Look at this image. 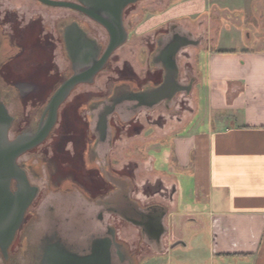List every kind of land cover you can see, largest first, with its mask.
<instances>
[{
	"label": "rangeland",
	"instance_id": "374dc122",
	"mask_svg": "<svg viewBox=\"0 0 264 264\" xmlns=\"http://www.w3.org/2000/svg\"><path fill=\"white\" fill-rule=\"evenodd\" d=\"M6 11H9L10 15H6ZM71 18L85 19L76 10L47 6L36 0H0V41L3 35L16 34L19 47V50H16V47L12 48L14 50L12 54L2 53L0 47V63L7 62L6 81H0V101L4 102L9 115L14 117L8 131L9 139H13L23 130L30 131L35 127L42 108L53 94L54 85L59 78L57 74L49 72L52 68L51 60H56L55 65L58 64L59 70L68 64L60 45L55 54L45 44H39L35 37H29L28 32L21 34V31L30 25L31 28H39L38 25L41 23L43 29L46 27L47 30L55 32L58 26ZM124 18L128 36L126 41L112 53L105 68L91 83L74 89L65 102L66 105L61 109L58 124L47 141L36 150L18 158V163L26 160V164L29 165L40 164L38 176L34 174V169L22 165L30 185L36 188V194L27 208L23 229L26 250L14 251L6 262L0 256V264H33L34 247H41L46 239L56 241L63 248L81 251L88 246L90 234L99 231L98 226H95L97 224L95 213L98 210L85 200H89L86 194L94 196L92 184L100 177L83 170L82 160L74 144L66 143L65 148L59 145L72 140L81 146L79 148L81 151L85 141L93 138L99 141L98 133L88 130L86 117L88 113L93 116L91 126L94 127L102 104L108 102V95L116 84L127 80L132 81L135 88L141 89L151 87L160 79L163 69L159 63L151 61L153 54L157 52L160 39L166 41L178 34L194 41V44L182 47L175 58L178 79L184 85H192L190 92H178L170 100L161 101L150 108L134 109L135 112H144L142 120L147 116L150 121L156 119L161 123L169 119H178L184 114L188 118L194 107L191 99L194 102L200 92L204 93L201 76L207 63L205 49L209 42L213 44L209 47L210 50L224 53L218 50L240 49L242 43H248L247 40L253 43L255 40L264 39V0H139L128 7ZM87 21L90 25V34L102 39L104 36L102 29L90 20ZM211 27L213 36L217 35L215 38L217 41L215 39L210 41ZM41 51L43 53H40ZM14 54L15 56H12ZM122 79L124 81H121ZM83 91L88 92L82 96ZM76 94H80L81 98H76ZM94 101L97 103L94 104ZM85 102L89 103V107L83 111L77 110V107ZM134 103L135 101H123L108 116L107 139L112 140V148L108 153L109 164L114 163L117 154L115 150H118L120 141H129L134 135L138 125L134 122V117H131L133 109L130 107ZM147 109H154V112L150 113ZM120 118H125L126 121ZM147 135L148 132H144V137ZM52 142H55V146H52ZM42 163H45V166ZM46 163L49 168L46 167ZM123 171H125L123 176L128 175L129 170L125 168ZM65 178L76 181L79 179L86 183L83 187L87 185L89 188H83L82 191L77 187L80 186L78 181L71 189H59L58 186L51 185V182L58 185ZM105 188L106 194L111 192V185L106 184ZM105 217L108 226L116 230L115 241L123 244L124 254L131 259L132 251L133 253L136 251L133 244L136 234L131 230H124L126 232L124 239L127 242L122 241L118 238L115 227V223H120V218L114 213L106 214ZM187 250L183 244L174 248L171 253L173 262H178L177 260L182 258L187 259L193 254ZM179 254L183 255L180 259ZM144 257L139 264H165L167 259L166 256L160 258L154 256L155 259H151L147 258V254ZM137 263L136 261L135 264ZM125 264H129L128 261Z\"/></svg>",
	"mask_w": 264,
	"mask_h": 264
},
{
	"label": "crops",
	"instance_id": "0c3cea01",
	"mask_svg": "<svg viewBox=\"0 0 264 264\" xmlns=\"http://www.w3.org/2000/svg\"><path fill=\"white\" fill-rule=\"evenodd\" d=\"M210 31L213 41L217 35ZM247 42L240 49L218 50L224 53L213 52L208 43L204 93L191 99L188 118L143 121L144 112L130 107L138 125L129 141L118 144L112 165L107 123L93 153L111 192L100 204L85 200L98 210L99 231L90 234L88 245L106 235L105 216L114 213L121 220L115 223L118 238L127 242L124 230L136 234L137 264L145 254L166 256L165 264H264V39ZM88 116L90 132L98 133V115L94 127ZM125 168L129 173L123 176ZM112 205L118 211L109 210ZM144 214L161 215L160 240L135 221ZM49 242L55 243L43 244ZM180 244L193 254L173 262L172 250ZM122 248L120 242L118 250L127 258Z\"/></svg>",
	"mask_w": 264,
	"mask_h": 264
},
{
	"label": "water",
	"instance_id": "95a60500",
	"mask_svg": "<svg viewBox=\"0 0 264 264\" xmlns=\"http://www.w3.org/2000/svg\"><path fill=\"white\" fill-rule=\"evenodd\" d=\"M42 4L54 7H66L80 11L104 26L109 34V43L101 57L96 59L98 54L96 46L91 43L92 56L88 59L80 58L78 50L72 48V57L79 62L89 65L88 69L81 73H75L66 79L53 93L46 106L47 117L42 126L31 136L21 135L13 140L8 138L13 117L9 115L6 106L0 101V248L7 249L10 245L14 233L20 224L25 211L31 204L36 188L31 186L25 171L19 168L16 163L17 158L25 151L41 143L49 134L56 118L60 104L66 99L73 86L79 82H92L95 74L102 68L111 53L127 38V33L123 26V10L130 4L139 0H37ZM84 33L82 32V36ZM194 44V41L182 36L179 42L171 43L163 50V55L168 59L165 67L162 82L151 89L132 94L128 100L136 101L138 107L150 108L153 105L170 100L178 92H190L192 85H184L178 79V68L176 65V55L182 47ZM114 107L105 109L99 116L101 131L107 127V117L113 112ZM19 183V191L13 192L10 189L11 180ZM148 231L157 240H160L164 233V227L160 219L155 225H148ZM45 264H110V238H96L92 242L90 255L79 257L69 252L49 248Z\"/></svg>",
	"mask_w": 264,
	"mask_h": 264
},
{
	"label": "flooded vegetation",
	"instance_id": "af4514ba",
	"mask_svg": "<svg viewBox=\"0 0 264 264\" xmlns=\"http://www.w3.org/2000/svg\"><path fill=\"white\" fill-rule=\"evenodd\" d=\"M76 1L77 0H75V2ZM130 5H132V4H130ZM130 5H128L123 10V26H124V29H125L126 33H127V29H126V24H125V21H124V19H125L124 17H125L126 10L128 9V7ZM8 12L9 11H6V15H10V13H8ZM77 12L82 14L85 17V19L71 18L70 20L63 22L64 24L58 26L55 32H53V31L44 32L42 30V24L41 23L38 25L39 28H36V27L35 28H33V27L31 28L32 25H30L29 27L27 26L28 28L24 27L25 29L23 31H21V34H26L28 32V36L29 37H35V39H37V42L39 44L40 43L45 44V46L49 50H51L53 53L56 52L57 47L60 45V48H62L63 53L67 57L68 64L62 70H59V66H58L57 63H56L57 65H55L56 60H54V61H53V59L51 60L52 68L50 69L49 72H50V74H57V77L59 78V81L56 82V84L54 85L53 93L59 88V86L66 79L70 78L75 73H81V72H84L86 69H88L89 65H87V63H85V62H86V59H88V58H90L92 56L91 49H90L91 43H89L88 41L92 42L96 46V49L99 51L97 56L95 57L96 59L101 57L102 53L104 52V50L106 49V47L108 46V43H109V34H108V32H107V30H106V28L104 26H102L96 20L90 18L88 15H86V14L80 12V11H77ZM87 20H90L92 23L98 25L102 29V32L104 34L102 39H97L95 36L90 34V27H89L90 25H89V22ZM82 32L84 33L83 36H82ZM15 35L16 34L5 35L6 37L3 35V37H2V39L0 41V47L3 50L2 53H6V54H10L11 53L12 54L13 51H14L13 49H15V47H16V50H19L18 42H16L17 38L15 37ZM180 37H182V36H180L178 34H175L172 38H169L166 41H164L163 39H160L158 41L157 52L155 54H153V57H152L151 61L154 62V63H159L160 66L162 67L163 72L161 74L160 79L157 82H155L154 84H152L151 87L147 86V87H144V88H141V89L140 88H135L133 86L132 81H127V80L124 81V79H122L121 81H124V82H120V84H116L114 86V90L111 91L110 94L108 95V98H107L108 102H105V103L102 104V109L98 112V121H99L100 114H102V112L105 109H107L110 106H112V107H114L113 109L115 110V108H116V106L118 104L122 103L123 101H130V100H128V98L132 94H134L136 92H141V91H144V90H147V89H151L153 87L158 86L162 82V79H163V76H164V72H165V67H166V65H168V59L163 55V50L165 49V47L167 45H169L171 43L179 42ZM22 45H24V44L22 43ZM73 47L76 48L75 50H78V55L80 56L81 59L85 58V59H83V60H85V62H83V63L81 62L80 64H78L79 62H77L76 58L74 59L72 57L74 55V54L73 55L71 54L72 53L71 50H72ZM40 53H43V51H41ZM112 53H111V55H112ZM16 54H17V52H16ZM51 55L52 54L50 53V57H51ZM111 55L108 57L106 62L103 64L102 68L95 74V76L93 77V80L97 76V74L100 73L105 68L108 60L111 57ZM12 56H15V54L12 55ZM6 64H7L6 61L3 62V63H0V81L1 80L6 81ZM89 83H91V82H79V83H77V84H75L73 86V88L70 90V92H69L68 96L66 97V99L60 104V106H59V108L57 110L56 121H55L53 127L51 128L49 134L47 135V137L41 143H39L35 147L25 151L23 154L28 153V152L33 151V150H36V148H38L40 145H43L47 141V139L50 136L51 132L53 131V129L58 124L57 122H58V120H59V118L61 116V113H62L61 109L63 108V106L66 105L65 102L68 100L69 96L73 93L74 89H76L79 86L86 85V84H89ZM16 88H17V86H16ZM87 92L83 91L81 95L83 96ZM0 94H1V92H0ZM81 95L80 94H76V96H77L76 98H81ZM51 96L49 97V99L51 98ZM49 99L46 101L44 107L42 108L39 120L37 121L35 127L32 130H30V131H24L23 130V131L17 133L16 136L13 139H15L16 137L21 136V135H26L24 137V139H23V140H25L26 138L31 137L37 131V129L40 126L43 125V123L45 122V119L47 117V113H48V111H46V106L48 104ZM89 100H90V98H88V101ZM93 103L95 104V103H97V101H94ZM3 104H4V102H3ZM87 107H89V103L85 102V103L79 105L77 107V110L83 111V110L87 109ZM137 107H138L137 106V102L135 101V103L132 106V108H137ZM64 110H65V108H64ZM114 110H113V112H114ZM13 120H14V117H13ZM86 121H87L88 130L90 131V129H89L90 117L89 116L86 117ZM98 121H97V127H96L97 131H98V135L100 136L99 138H103L104 134L106 132L105 131L104 132L101 131ZM13 139H10V140H13ZM66 143L75 145V149L79 153L80 159L82 160L81 164H82L83 170L85 172H87V173H90V172L94 173L95 175H97V177H100L99 180L98 179L94 180V183L93 184L91 183L92 184V191L95 193L94 196H92L93 198L90 197V194H86L87 197H89L90 201H93L94 203L100 204L101 201L103 200V198L106 196V188H105L106 187V181H105V179L103 177V174H102V172L100 170V167L94 163V160L96 159L97 156L94 155L93 151H94L95 145L98 143V141L95 138L92 139V140L85 141L83 143L81 151L79 150V148L81 146L77 145L76 142L72 141V140H69V142L68 141L67 142H63L62 143L63 145L61 144V145H59V147L65 148V144ZM54 144H55V142H52V146H55ZM23 154H21L20 156H22ZM74 154H76V153H74ZM18 158H17V160H18ZM90 159L91 160L93 159V160L91 161ZM17 160H16V163H17V165L19 166L20 169L25 171V168L22 165H24V166L26 165L27 167H29L31 169H34V171H35L34 174L35 175L38 174L37 170L40 169V164L39 163H34L32 165L31 164L29 165L27 163L28 164L27 165L26 164V160L22 161L21 163H18ZM44 164L45 163H42V165H44ZM46 165H47V163H46ZM46 167L49 168L48 165ZM52 171H54V170H52ZM52 171L49 172L50 175L52 174ZM77 181H76V179L68 180V179L65 178V179L61 180L62 185H60L61 183L58 184V185H54L52 182H51V185L55 186V187L58 186L59 189H66V188L71 189V188H73V184H77L78 183V184H80V186H77V187H79L82 191L84 190L83 188H87V187L89 188V186H87V185H85L86 187H83L84 184H86L85 182H82L79 179ZM87 184H89V183H87ZM19 187H20L19 183H17L15 180L12 179L11 182H10V189L13 192H17V191H19ZM149 208H152V206H150ZM108 209L113 211V212L118 211V208H116L115 205L114 206L112 205L111 207H108ZM122 214H123V216L126 219L130 218L129 216L125 215L124 213H122ZM158 215L159 214H157V215L144 214V215L141 216V218L139 220H135V221H137V222L139 221V223L142 224L144 230L148 231L149 230L148 229V227H149L148 225L149 224L152 225V226L155 225L156 222L158 221V219L160 218L161 215H159V216ZM26 216H27V210L25 211L24 216H23L20 224L18 225V227H17V229H16V231L14 233L13 239H12L10 245L5 250V252H4V250H2L0 248V256L2 257V259L5 262H6V259H10V256H12L13 253H15L14 251H16V250L17 251H25L26 250V248H25L26 247V243H25L26 242V238L23 235L24 234L23 233V231H24L23 229H24V225H25V222H26ZM97 218H99L101 220L103 219L102 212H99L97 214ZM148 233H149V231H148ZM115 236H116V232H115L114 227L108 226L107 230H106V235H104L103 237H99V239H101V238H110V264H125L127 261H128L129 264H135L136 261L133 258H131V259L130 258H126L122 254H120V252L118 250L119 243L117 241H115ZM93 241H94V239L91 241V243L87 247H85V249L83 248V250H81V251H71L69 249H65L62 246H60L56 241H55V243L49 242V243L44 245L43 243H45V241H43L41 247H38V246L34 247L33 256L35 258V262L33 264H45V260H46V256H47L48 250L52 246L56 247L57 249L69 252V253L74 254V255H77L79 257H87V256L90 255V248L92 246V242ZM86 249H87V251H86Z\"/></svg>",
	"mask_w": 264,
	"mask_h": 264
}]
</instances>
